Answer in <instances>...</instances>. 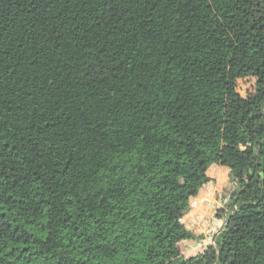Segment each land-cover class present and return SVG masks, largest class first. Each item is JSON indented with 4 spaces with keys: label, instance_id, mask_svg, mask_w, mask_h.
Masks as SVG:
<instances>
[{
    "label": "trees",
    "instance_id": "trees-1",
    "mask_svg": "<svg viewBox=\"0 0 264 264\" xmlns=\"http://www.w3.org/2000/svg\"><path fill=\"white\" fill-rule=\"evenodd\" d=\"M0 264H264V0H0Z\"/></svg>",
    "mask_w": 264,
    "mask_h": 264
},
{
    "label": "rangeland",
    "instance_id": "rangeland-1",
    "mask_svg": "<svg viewBox=\"0 0 264 264\" xmlns=\"http://www.w3.org/2000/svg\"><path fill=\"white\" fill-rule=\"evenodd\" d=\"M237 93L240 97L246 98L255 93V79L247 78L237 81ZM209 182L202 187L198 195L190 201V212L195 222L197 235L204 239L213 238L217 235L224 224V209L228 201L233 185L229 180V170L212 166L207 171ZM189 215V214H188ZM193 221H189V225ZM213 245V240H212ZM188 249L181 246V254L184 258H189ZM191 255V254H190ZM196 252H194V256Z\"/></svg>",
    "mask_w": 264,
    "mask_h": 264
},
{
    "label": "crops",
    "instance_id": "crops-1",
    "mask_svg": "<svg viewBox=\"0 0 264 264\" xmlns=\"http://www.w3.org/2000/svg\"><path fill=\"white\" fill-rule=\"evenodd\" d=\"M211 167H212V166H211ZM188 214H189V215H188ZM188 214L185 215V216L182 218L181 223L183 224V226H184L188 231H190V232L194 235L195 239H194V240H190V241H184V242H182V246H184L185 249H188V247H189V251L187 252V251L185 250V252H186L187 254L190 253L191 255L189 254L188 256H189V258H192V257H196V256L202 254L203 251H204L209 245H212V240H213V238L211 237V238H208V239H204V238H202V237H199V235H197L198 233H197V231H196V229H195V227H194L195 222H194V219H192V216H191L192 213L189 211ZM190 220H192L193 223L189 225V221H190ZM194 252H196V255H195V256H194ZM182 254L184 255L185 253H182Z\"/></svg>",
    "mask_w": 264,
    "mask_h": 264
},
{
    "label": "water",
    "instance_id": "water-1",
    "mask_svg": "<svg viewBox=\"0 0 264 264\" xmlns=\"http://www.w3.org/2000/svg\"><path fill=\"white\" fill-rule=\"evenodd\" d=\"M219 233V232H218ZM218 233H217V235H218ZM213 244H215V239H213Z\"/></svg>",
    "mask_w": 264,
    "mask_h": 264
}]
</instances>
